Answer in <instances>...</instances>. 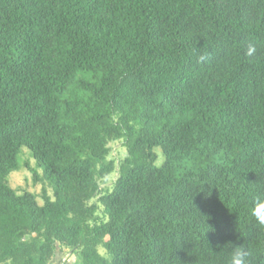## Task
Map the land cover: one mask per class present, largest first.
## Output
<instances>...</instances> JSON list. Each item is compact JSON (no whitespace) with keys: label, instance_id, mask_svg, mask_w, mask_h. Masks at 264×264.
I'll return each mask as SVG.
<instances>
[{"label":"trees","instance_id":"1","mask_svg":"<svg viewBox=\"0 0 264 264\" xmlns=\"http://www.w3.org/2000/svg\"><path fill=\"white\" fill-rule=\"evenodd\" d=\"M261 200L264 0H0V264H264Z\"/></svg>","mask_w":264,"mask_h":264},{"label":"rangeland","instance_id":"2","mask_svg":"<svg viewBox=\"0 0 264 264\" xmlns=\"http://www.w3.org/2000/svg\"><path fill=\"white\" fill-rule=\"evenodd\" d=\"M112 152L110 155V159H114L116 162L122 160L125 155L127 154L126 148L122 145L121 142H114L111 143ZM23 162L25 163L27 160L30 161L32 167H36V162L33 157H31L29 150L26 147H23ZM158 153H160V158L158 160V164H161L163 161V156L161 155V150L157 149ZM24 165V164H23ZM41 172V171H39ZM118 177V173L114 172L110 174L104 181H101V188L106 190L107 188L110 189ZM9 184L12 188L17 190L19 193L28 191L39 196V202L41 204L44 203L42 198L43 187L46 186L50 196L53 197V192L48 187L47 183L43 184L41 182L35 183L33 172L30 171L27 167H23L17 171H13L9 177ZM58 256L55 257L56 264H72L74 260L73 255L69 253L66 249L61 252V250L57 251Z\"/></svg>","mask_w":264,"mask_h":264},{"label":"clouds","instance_id":"3","mask_svg":"<svg viewBox=\"0 0 264 264\" xmlns=\"http://www.w3.org/2000/svg\"><path fill=\"white\" fill-rule=\"evenodd\" d=\"M254 51L253 48H249V54ZM201 60L205 59V57L201 56ZM264 200H261L256 203L255 208L252 210L253 215L256 217L259 224L264 225ZM100 254L104 255L105 250L101 247L99 249ZM246 253L242 249H235L230 257L229 264H246Z\"/></svg>","mask_w":264,"mask_h":264}]
</instances>
